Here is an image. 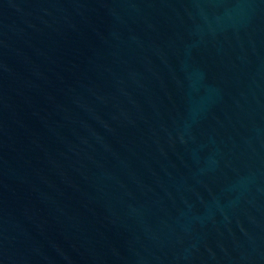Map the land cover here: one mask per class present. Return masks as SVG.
<instances>
[{"label":"water","instance_id":"obj_1","mask_svg":"<svg viewBox=\"0 0 264 264\" xmlns=\"http://www.w3.org/2000/svg\"><path fill=\"white\" fill-rule=\"evenodd\" d=\"M0 264H264V0H0Z\"/></svg>","mask_w":264,"mask_h":264}]
</instances>
